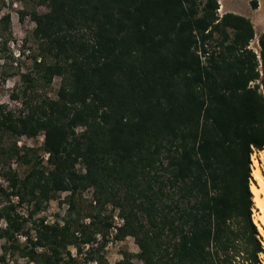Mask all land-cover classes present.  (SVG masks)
Segmentation results:
<instances>
[{
  "label": "trees",
  "instance_id": "16d2710c",
  "mask_svg": "<svg viewBox=\"0 0 264 264\" xmlns=\"http://www.w3.org/2000/svg\"><path fill=\"white\" fill-rule=\"evenodd\" d=\"M23 1L40 52L35 76L20 74L23 97L11 95L20 108L0 103V163L30 165L1 173V260L10 248L35 264H108L111 206L124 220L114 238L133 237L141 264H262L249 182L264 151V32L256 52L250 19L219 15L218 0H29L44 12ZM9 23L2 13L1 35ZM54 76L56 96L33 99ZM39 134L46 165L17 145ZM88 188L83 213L75 196ZM61 191L66 215L34 218Z\"/></svg>",
  "mask_w": 264,
  "mask_h": 264
},
{
  "label": "rangeland",
  "instance_id": "374dc122",
  "mask_svg": "<svg viewBox=\"0 0 264 264\" xmlns=\"http://www.w3.org/2000/svg\"><path fill=\"white\" fill-rule=\"evenodd\" d=\"M9 2L11 0H8ZM199 2L203 0H197ZM219 8L218 13L222 15L225 11L223 6V0H218ZM257 7L252 8L251 0H229L231 9L236 11V14L243 15L250 19L254 28V39L250 42V47L259 52L261 46L258 41V37L262 32H264V0H256ZM29 8L35 7L38 11L44 12L47 8L43 5H32L31 1L27 0ZM11 5H6L0 12L2 13L9 12L10 23L7 30L2 31V35L0 36V103L6 104L8 107L18 110L20 105L18 100L11 98L13 93H16L20 97H23L22 90L25 88V83H22V79L20 78L21 73L30 72L31 77L35 76V69L33 67V57L40 52V41L36 39L33 35V30L35 28V23L31 20L28 14H25L22 18L20 15V10H22L25 5L23 0H14ZM222 11V12H221ZM39 58V56H37ZM61 78L59 76H54L50 83L44 82L42 79L37 82L36 85L33 86L29 91L33 95V99L41 100L43 97H55L56 92L59 88ZM77 129H80L78 127ZM43 142L42 134H39L37 137L29 138L25 136H21L17 139V145L22 146H30L34 147L35 153H30V157L34 159L36 155L43 156V165H46V157L47 154L43 152L41 149V145ZM264 150V149H263ZM262 152V151H261ZM261 152L255 150V153L251 155V166L254 167V159L258 162V166H260L261 171L264 172V162L258 160ZM3 163H0V184L3 187H6L7 180L1 176V173L6 171L8 168L15 170L17 176L22 178L29 170L30 165L25 163H20L14 159L2 160ZM5 163V164H4ZM80 165L76 164V168H79ZM262 167V168H261ZM251 172H253V168H251ZM252 179L249 184L252 186L253 184H257L253 175L251 174ZM68 191L57 192L51 199L44 202V209L38 212L34 218L43 217L47 223L52 224L54 222L55 214L58 213L61 217L66 215L67 203H68ZM2 203H6L7 199L4 195L1 196ZM13 202L16 201V197L12 196ZM92 200V189L88 188L81 193H78L75 196V201L81 209H83V213L87 212L90 208V201ZM18 211L22 214L26 213L27 206L26 203L22 204L18 207ZM107 213H111V223L115 221V216L120 218L118 214V210L112 209L111 206H107ZM259 213V210L253 205L252 208V218ZM85 222H88L89 219L85 218ZM3 221H1V224ZM124 224V223H123ZM121 223L120 226L123 225ZM256 225V224H255ZM120 226L113 225L109 228L108 236L109 239L106 246L102 250V254L104 259L108 262V264H114L116 261L122 259L123 252L131 253L132 261L136 264H141V260L136 256V253L139 251L138 246L136 245L133 237L126 236L124 239L119 240L114 238L117 234V228ZM26 227H32L30 223L26 224ZM257 231L260 235L261 245L263 246L264 241V227L263 233L260 232L258 225H256ZM33 234L34 231L31 230ZM96 237L98 235L96 234ZM19 242L24 244L25 238L23 236H19ZM5 244V240L0 238V257L4 254L2 250L3 245ZM88 248L87 244L84 245V250ZM72 253H76L74 247H70ZM259 258L261 263L264 264V254H260ZM77 264H96L95 261H86L84 254L77 256ZM0 264H35L27 257H22L18 250H13L9 248L7 253L5 254V259L1 260Z\"/></svg>",
  "mask_w": 264,
  "mask_h": 264
},
{
  "label": "bare ground",
  "instance_id": "6f19581e",
  "mask_svg": "<svg viewBox=\"0 0 264 264\" xmlns=\"http://www.w3.org/2000/svg\"><path fill=\"white\" fill-rule=\"evenodd\" d=\"M260 152V151H259ZM260 161L264 162V151L261 152L259 157ZM258 162L254 159V167L252 175L256 180L257 184L251 186V192L253 193V201L256 209L259 210V213L255 216L254 222L258 225L260 232L263 233L264 227V172L259 168ZM264 246V241H263Z\"/></svg>",
  "mask_w": 264,
  "mask_h": 264
},
{
  "label": "crops",
  "instance_id": "0c3cea01",
  "mask_svg": "<svg viewBox=\"0 0 264 264\" xmlns=\"http://www.w3.org/2000/svg\"><path fill=\"white\" fill-rule=\"evenodd\" d=\"M223 6H224V10H225L223 12H233V13H236V11H234L233 9H231L229 0H223Z\"/></svg>",
  "mask_w": 264,
  "mask_h": 264
},
{
  "label": "built area",
  "instance_id": "2783aa9c",
  "mask_svg": "<svg viewBox=\"0 0 264 264\" xmlns=\"http://www.w3.org/2000/svg\"><path fill=\"white\" fill-rule=\"evenodd\" d=\"M253 153H255V150H254V152ZM260 166H262V165H260ZM260 166H259V168H260ZM251 168H252V166H251ZM262 168V167H261ZM113 223V225H118V226H120L121 225V223L123 224L124 223V220H123V218H118L117 216H115V221L114 222H112ZM112 227V226H111ZM98 235V234H97ZM99 236V235H98ZM88 246V245H87Z\"/></svg>",
  "mask_w": 264,
  "mask_h": 264
}]
</instances>
